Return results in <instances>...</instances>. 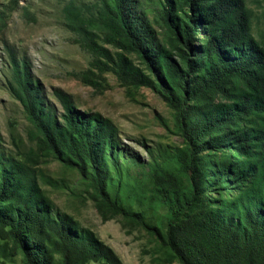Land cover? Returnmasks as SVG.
Listing matches in <instances>:
<instances>
[{
	"label": "trees",
	"instance_id": "1",
	"mask_svg": "<svg viewBox=\"0 0 264 264\" xmlns=\"http://www.w3.org/2000/svg\"><path fill=\"white\" fill-rule=\"evenodd\" d=\"M63 14L91 57L75 76L97 88L112 73L128 97L148 88L172 112L182 147L147 175L148 197L166 209L165 228L110 197L116 129L109 120L54 90L58 121L27 64L14 63L10 89L32 147L0 160V241L8 254L21 264H122L94 232L54 211L36 174L53 158L91 188L102 220L136 222L168 249L167 261L264 264V35L257 41L251 33L247 0H97L93 9L71 0Z\"/></svg>",
	"mask_w": 264,
	"mask_h": 264
},
{
	"label": "rangeland",
	"instance_id": "2",
	"mask_svg": "<svg viewBox=\"0 0 264 264\" xmlns=\"http://www.w3.org/2000/svg\"><path fill=\"white\" fill-rule=\"evenodd\" d=\"M69 1L0 0V160L19 159V152L32 147L28 135L31 126L10 89L13 64L25 62L58 121L62 110L54 90L66 93L76 109L98 113L115 127L112 151L115 165L109 163L112 182L108 193L119 198L125 209L140 213L148 225L164 232L166 209L148 197L147 175L167 167L176 149L182 147L172 112L148 88L142 87L133 98L128 97L125 87L112 73H104V81L97 88L75 76L89 67L91 57L66 27L63 8ZM72 1L92 9L97 3V0ZM256 1L247 0V5L253 13L251 33L261 41L264 3ZM154 29L162 39L163 28L154 24ZM36 174L39 187L54 204V211L70 216L80 227L94 232L122 264H179L167 261L168 249L161 247L156 237L136 222L121 215L102 220L91 188L75 170L47 158L37 166ZM0 264H21L20 257L10 256L2 241Z\"/></svg>",
	"mask_w": 264,
	"mask_h": 264
}]
</instances>
